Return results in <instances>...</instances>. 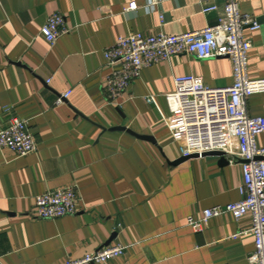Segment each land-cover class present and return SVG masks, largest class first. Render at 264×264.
Segmentation results:
<instances>
[{
  "label": "crops",
  "instance_id": "0c3cea01",
  "mask_svg": "<svg viewBox=\"0 0 264 264\" xmlns=\"http://www.w3.org/2000/svg\"><path fill=\"white\" fill-rule=\"evenodd\" d=\"M131 1L137 8H127ZM238 2L259 24L246 33L248 73L261 78L264 0ZM216 3L205 12L203 0H0V129L17 115L37 146L24 156L0 148V264H61L117 241L125 253L94 264H249L250 214L214 216L201 231L187 224L242 197L240 161L207 154L176 162L168 122L174 76L228 86L230 58L172 55L144 67L114 100L104 92L103 52L119 35L200 29L222 14V0ZM54 12L69 31L49 43L40 28ZM247 110L264 116V92L248 98ZM257 142L264 145V132ZM65 186L77 190L76 211L35 217L34 196Z\"/></svg>",
  "mask_w": 264,
  "mask_h": 264
},
{
  "label": "built area",
  "instance_id": "2783aa9c",
  "mask_svg": "<svg viewBox=\"0 0 264 264\" xmlns=\"http://www.w3.org/2000/svg\"><path fill=\"white\" fill-rule=\"evenodd\" d=\"M162 1L146 0V4L154 6ZM216 1L203 0V11L217 10ZM222 2L223 12L217 22L200 29L178 34L160 31L151 35L135 31L119 35L103 52L110 68L104 92L107 100H114L138 78L144 67L172 55L230 58L233 82L228 86H209L201 76L193 74L174 76V89L166 94L168 122L179 156H201L219 151L228 162L240 161L241 166L242 180L238 189L242 197L225 205L205 208L199 218L189 217L187 224L193 230L201 231L214 216L230 213L239 218L250 214L249 231L254 235L255 245L248 261L249 264H264V145L257 142V136L264 132V116L250 115L247 110L248 98L264 92V77L251 78L248 73V52L252 42L246 31L258 28L259 24L253 16L240 10L238 0ZM127 8H137L136 2H129ZM68 31L64 17L58 12L49 15L40 28V34L49 43ZM67 95L68 92L62 97ZM0 148H8L20 156L37 150L26 120L17 115L10 116L0 129ZM77 200V190L72 186L37 194L34 196L35 217L53 219L72 214L76 211ZM125 249L126 246L117 241L61 264L105 263L123 255Z\"/></svg>",
  "mask_w": 264,
  "mask_h": 264
},
{
  "label": "water",
  "instance_id": "95a60500",
  "mask_svg": "<svg viewBox=\"0 0 264 264\" xmlns=\"http://www.w3.org/2000/svg\"><path fill=\"white\" fill-rule=\"evenodd\" d=\"M110 129H126V128L124 126H114V127H111ZM126 130L131 132V133H133L131 130H128V129H126ZM135 135L139 136V137H145V136H141V135H138V134H135ZM207 154L218 155V156H220L221 159H224V154L222 152H219V151H212V152L203 153V154H201V156H204V155H207ZM197 156H198L197 154H192V155H189V156H182V157L178 158L176 160V162H179L181 160H184V159H187V158H190V157H197Z\"/></svg>",
  "mask_w": 264,
  "mask_h": 264
}]
</instances>
